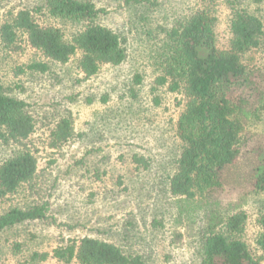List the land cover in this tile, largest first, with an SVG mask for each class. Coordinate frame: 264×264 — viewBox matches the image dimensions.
Returning <instances> with one entry per match:
<instances>
[{
    "label": "rangeland",
    "instance_id": "rangeland-1",
    "mask_svg": "<svg viewBox=\"0 0 264 264\" xmlns=\"http://www.w3.org/2000/svg\"><path fill=\"white\" fill-rule=\"evenodd\" d=\"M88 1L100 10L96 24L125 37L127 56L120 64H103L85 77L77 65L79 51L59 63L31 47L23 34L15 47L0 40V85L27 103L35 121L27 139L0 140V166L20 148L37 160L33 178L0 199V214L12 207L46 208L44 217L0 231V264H79L59 261L52 251L84 236L140 254L147 264H200L198 228L211 211L224 219L244 211L241 238L260 254L255 241L262 231L257 220L264 214V190L252 180L234 185L230 178L221 192L190 203L171 193L170 177L184 145L178 121L187 98L182 88L171 91L158 77L166 60L165 32L177 21L206 9L216 17V44L224 49L230 38L229 2L264 22V0ZM21 9L31 11L43 27L59 28L67 40L84 27L49 15L44 0H2L0 25ZM243 61L264 70L259 49L247 52ZM33 62L47 64V70L28 69ZM62 117L71 118L73 136L50 148V132ZM242 140L248 150L256 149L252 155L264 151V108L245 120ZM242 165L237 160L225 175L238 176ZM34 252L47 256L31 261Z\"/></svg>",
    "mask_w": 264,
    "mask_h": 264
},
{
    "label": "trees",
    "instance_id": "trees-1",
    "mask_svg": "<svg viewBox=\"0 0 264 264\" xmlns=\"http://www.w3.org/2000/svg\"><path fill=\"white\" fill-rule=\"evenodd\" d=\"M44 3L49 15L83 23V29L67 40L59 28L43 27L31 11L21 9L0 25V40L4 46L15 47L23 34L31 47L59 63L68 62L79 51L77 65L85 77L96 74L103 64L117 65L125 60V37L95 23L100 10L92 2L44 0ZM229 5L232 9L230 38L224 49L216 44V17L206 9L194 11L165 32L166 60L158 82L169 83L171 91L182 88L187 98L178 121L183 151L169 187L174 196L184 197L188 203L197 196L208 197L221 192L224 183L232 180L234 185L252 180L250 184L264 190V151L252 155L256 149L248 150L242 140L245 120L264 108V70L243 61L249 51L259 49L264 53V22L244 7L232 2ZM27 68L46 71L47 64L33 62ZM34 128L35 121L27 103L0 85V140L6 144L25 140ZM73 133L71 118L62 117L50 132L49 147L60 146ZM250 155L254 156L252 163L248 160ZM237 160L244 164L239 168V175L226 176V170ZM36 167V157L30 150L15 149L0 166V199L30 181ZM45 209L43 205L12 207L0 214V231L27 220L40 219ZM246 217L242 210L230 213L225 219L214 211L205 213L198 228L200 264L262 263L264 214L257 220L262 228L255 241L260 254L253 252L241 238ZM52 255L64 263L76 260L79 264H147L140 254L125 252L111 242L88 236L55 247ZM46 256V253L34 252L29 260Z\"/></svg>",
    "mask_w": 264,
    "mask_h": 264
}]
</instances>
